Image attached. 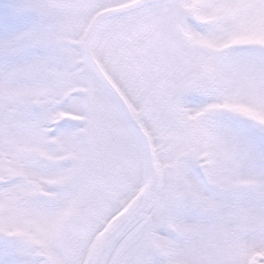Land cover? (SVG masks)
Masks as SVG:
<instances>
[{"label":"snow or ice","instance_id":"obj_1","mask_svg":"<svg viewBox=\"0 0 264 264\" xmlns=\"http://www.w3.org/2000/svg\"><path fill=\"white\" fill-rule=\"evenodd\" d=\"M0 264H264V0H0Z\"/></svg>","mask_w":264,"mask_h":264}]
</instances>
